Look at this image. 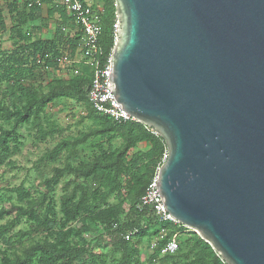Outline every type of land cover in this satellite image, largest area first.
<instances>
[{
  "label": "water",
  "instance_id": "obj_1",
  "mask_svg": "<svg viewBox=\"0 0 264 264\" xmlns=\"http://www.w3.org/2000/svg\"><path fill=\"white\" fill-rule=\"evenodd\" d=\"M110 90L165 141L166 211L225 264H264V0H114Z\"/></svg>",
  "mask_w": 264,
  "mask_h": 264
},
{
  "label": "trees",
  "instance_id": "obj_2",
  "mask_svg": "<svg viewBox=\"0 0 264 264\" xmlns=\"http://www.w3.org/2000/svg\"><path fill=\"white\" fill-rule=\"evenodd\" d=\"M6 3L7 10L14 13L17 20V28L23 29L30 23L41 19L42 9L39 4H48V18L54 14H59L60 21L56 25L54 35L50 41H39L37 49L32 53L34 61L37 58L44 57L45 54L51 55L49 66H54L56 59L63 53L62 49H68L75 52L82 45V32L80 36L68 38L65 30L70 20L67 16L66 9L60 5H54L52 0H31L27 6L19 9L16 1L3 0ZM28 1V0H27ZM87 2L88 0H83ZM103 18L102 30L99 37V48L101 51V64H107L116 39V7L114 0H103ZM1 17V11H0ZM42 23H45L42 20ZM1 28L5 31V26L1 24ZM83 49V47H82ZM17 51L12 52L6 62H4L3 74L0 79H6L8 82L13 81V90L16 108H10L0 103V118H11L14 120L13 128L5 131L0 128V166L10 163V159L20 151L17 144V130L22 125L31 124L36 127L38 133L46 138L50 131L44 130L42 115L49 105L59 99H67L81 104L86 109L88 115L99 121L100 126L91 128L80 137L74 139H62L53 149L45 153L41 158V162L55 163L58 158L65 152L74 151L77 147L87 143L91 139L115 137L119 138L121 143L115 149L111 156L106 159H95L85 167H73L71 164H64L62 168H55L52 176L46 180L47 195L45 199L53 193L55 188L61 183L65 174L72 173L77 181L83 180L82 183H76V187L72 192L66 188V194L63 197L66 206L74 204V200L78 198V203L73 205V211L76 214L83 208H87L92 216V220L107 230L108 239L111 242V253L115 257V264H139L137 258L139 254V245L148 235L151 229L157 233L165 231V238L160 242L155 250L154 255L158 256L163 247L176 234H183L184 227L180 224H159L155 218L146 211L140 212L137 205L150 181L156 176L158 168L163 163V158L167 156L165 141L158 135L153 133L146 126L138 122L117 123L108 117L98 115L93 111L88 99V91L92 82L91 75H78L70 80H53L46 86H38L37 88L25 87L23 82L24 74L32 72L31 70L22 69L12 63L15 60ZM42 57V58H43ZM17 93V94H16ZM13 142V143H11ZM147 143L150 148L147 152L133 154L129 161L130 169L136 170L141 164H144V173L136 177L132 189V206L125 216V221L120 222L118 211L107 203L108 198L114 193V190H105L98 193L99 205L92 206L87 204L90 194L95 191L98 186L116 187L126 168V160L132 150L138 144ZM13 144V146H11ZM15 192L18 193L19 200L26 202V208L30 207L33 214L35 209L42 208V202H34L29 198L24 188H19ZM104 205L106 208L100 209ZM23 211V208L18 209ZM36 215V214H35ZM43 220L40 216H36L39 220V226L46 229H54L55 220L48 218L47 212L43 214ZM134 230L137 232L131 236L129 241L125 240V235ZM30 232H18L15 235L17 241H22ZM178 238V237H177ZM84 240L79 239L78 242L69 241L68 234L57 232L53 242L48 240L38 241L29 246H23L18 253L13 254L12 258L4 256L0 264H107V255L94 253L84 245ZM178 243V250L173 255H165L160 261L162 264L174 262L177 257L181 256L179 250L181 245ZM185 245V257H191L187 264H225L221 257L213 251L211 246L204 242L199 236L194 238ZM1 254V253H0ZM180 254V255H179ZM2 255V254H1ZM183 255V254H182Z\"/></svg>",
  "mask_w": 264,
  "mask_h": 264
},
{
  "label": "rangeland",
  "instance_id": "obj_3",
  "mask_svg": "<svg viewBox=\"0 0 264 264\" xmlns=\"http://www.w3.org/2000/svg\"><path fill=\"white\" fill-rule=\"evenodd\" d=\"M13 0H10L12 2ZM31 0H16L17 7L21 9L24 6H31ZM37 3L38 7L48 9V4ZM100 9L99 17L103 18V0H98ZM28 7V8H29ZM0 76L3 74L4 62L7 57L17 51L15 60L12 63L22 69L28 68L32 72L24 74L23 82L25 87L37 88L38 86H46L53 80H70L78 75H91L92 70L86 63L82 45L80 48L71 52L68 49H62V54L54 62V66L47 63L51 60L48 54L34 61L32 53L37 49L38 42L41 39H51L52 29H46L45 23H42V30L38 32L32 31L28 27L23 29L17 28V20L14 13L7 10L6 3L0 0ZM1 24L5 26L2 30ZM68 30V29H66ZM68 38H75L81 35V29H72L66 31ZM50 41V40H47ZM51 62V61H50ZM13 90V81L8 82L6 79H0V103L10 108H16ZM17 94V93H16ZM44 130L50 131V134L43 138L38 133L35 126L31 124L22 125L17 130V144L20 151L11 159L10 163L0 166V262L4 256L12 258L13 254L23 246H29L38 241L48 240L53 242L57 232L68 234L69 241L78 242L82 238L84 245L94 253H103L107 255V264H115V257L111 253V242L108 239L107 230L96 224L92 220V216L87 208H83L76 214L73 211V205L78 203V198L74 200V204L66 206L63 197L66 194V188L72 192L76 183H82L83 180L77 181L72 173L65 174L61 183L55 188L46 199L47 190L45 182L52 176L55 168H62L64 164H71L73 167H85L95 159L109 158L112 152L117 149L121 143L119 138L107 137L91 139L87 143L77 147L74 151L63 153L55 163L41 162L40 158L54 148V146L62 139H74L80 137L83 133L91 128L100 126L99 121L90 117L83 105L67 99H59L45 108L42 115ZM14 120L9 118H0V128L10 131L13 128ZM13 143V142H11ZM13 146V144L11 145ZM147 143H140L132 150L126 160V168L122 173L119 185L98 186L94 188L87 204L99 205L98 193L105 190H114V193L108 198L107 203L114 207L118 213L120 222L125 221V216L132 206V189L136 177L144 173V164H141L136 170L130 169L129 161L134 153H144L149 150ZM165 158V157H164ZM163 158V160H164ZM19 188H24L29 198L34 202H42V208L32 213L30 207L27 209L26 202H21L18 193L15 192ZM23 208V211L18 209ZM100 209L106 208L104 205ZM48 214L50 220L56 221L54 229L44 230L39 226V220L36 216L43 218V214ZM185 232L178 236L177 240L181 245V256L176 261L165 264H187L191 257H185V242L199 236L194 230L184 229ZM30 232L22 241H17L15 235L18 232ZM165 233V231H163ZM161 234V233H160ZM160 235L154 229H151L148 235L139 245V264H162L161 259L165 256L161 250L158 256H155V250L160 242ZM183 254V255H182ZM180 255V254H179Z\"/></svg>",
  "mask_w": 264,
  "mask_h": 264
},
{
  "label": "built area",
  "instance_id": "obj_4",
  "mask_svg": "<svg viewBox=\"0 0 264 264\" xmlns=\"http://www.w3.org/2000/svg\"><path fill=\"white\" fill-rule=\"evenodd\" d=\"M68 10L81 29L84 57L87 65L92 70V82L88 91V99L93 111L117 123L137 122L132 116L121 109L110 90V59L107 64H101L100 60L99 37L102 30V21L98 12L93 6L83 0H68ZM166 157L163 162H165ZM137 209L140 212L146 211L151 214L159 224H178L166 211L161 200L157 189V174L148 184L144 195L137 205ZM136 232L137 230L127 233L124 237L125 240L129 241L131 236ZM165 236L166 234L162 231L160 238L164 239ZM178 236L179 234L174 235L163 247L162 252L164 255H173L177 252Z\"/></svg>",
  "mask_w": 264,
  "mask_h": 264
},
{
  "label": "crops",
  "instance_id": "obj_5",
  "mask_svg": "<svg viewBox=\"0 0 264 264\" xmlns=\"http://www.w3.org/2000/svg\"><path fill=\"white\" fill-rule=\"evenodd\" d=\"M13 1H16V0H13ZM53 4L54 5H60V6H63L65 9H66V12H67V16L69 18H71V13L70 11L68 10V0H52ZM87 3H89L91 6L94 7V9L98 12L97 9H100L99 8V3H98V0H88ZM42 15H41V19L33 22V23H30L29 25H27L26 27H30L29 29L32 31L33 27H34V31L35 32H38L39 33V30H42V20L45 21V25H46V29H52V34H51V39L54 35V32H55V29H56V25L58 24V22L60 21V16L59 14H54L52 17L48 18V14H47V11L48 9L47 8H44L42 7ZM73 17V16H72ZM77 28H80L79 25L77 24L75 18L73 17V20H70L68 25H67V28L68 30L66 31H71L72 29H77ZM81 31V30H80ZM66 36H67V33H66ZM51 39H41L42 41H47V40H51Z\"/></svg>",
  "mask_w": 264,
  "mask_h": 264
}]
</instances>
